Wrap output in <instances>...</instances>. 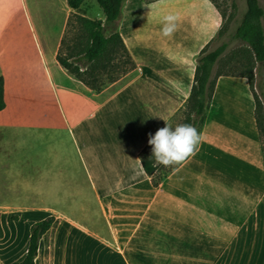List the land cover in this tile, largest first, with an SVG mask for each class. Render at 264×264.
<instances>
[{
  "label": "crops",
  "instance_id": "0c3cea01",
  "mask_svg": "<svg viewBox=\"0 0 264 264\" xmlns=\"http://www.w3.org/2000/svg\"><path fill=\"white\" fill-rule=\"evenodd\" d=\"M214 3L122 0L135 66L95 91L55 58L66 0H0V264H17L47 214L34 264L57 249L68 264H264V160L245 76H216L194 156L157 184L138 158L189 92L194 56L222 21ZM80 9L101 13L92 0ZM167 14L179 17L171 37Z\"/></svg>",
  "mask_w": 264,
  "mask_h": 264
},
{
  "label": "trees",
  "instance_id": "16d2710c",
  "mask_svg": "<svg viewBox=\"0 0 264 264\" xmlns=\"http://www.w3.org/2000/svg\"><path fill=\"white\" fill-rule=\"evenodd\" d=\"M83 1L66 0L70 11L66 17L55 58L83 84L97 91L107 82L133 68L135 63L117 28V16L122 0H95L100 7L101 13L98 16L101 18L85 15L80 9ZM244 1L245 8L235 25L232 37L244 41L247 49L244 53L245 60L241 63L243 70L234 73L243 75L248 80L254 103V120L264 160L262 140L264 136V24L262 22L264 7L258 0ZM216 6L218 7L217 4ZM220 15L222 17L221 11ZM221 24L222 21L217 32ZM208 44L209 42L205 43L194 56L190 89L179 108L182 114L179 124H192L198 132L211 99L216 76L223 72L215 70L214 65L225 48V42L213 48H207ZM2 83L0 75V109L4 106ZM151 149L152 146L147 141L138 151V158L151 182L157 184L176 165L170 167L157 165ZM53 219L52 214H47L29 224L25 253L17 264H34L38 240Z\"/></svg>",
  "mask_w": 264,
  "mask_h": 264
},
{
  "label": "rangeland",
  "instance_id": "374dc122",
  "mask_svg": "<svg viewBox=\"0 0 264 264\" xmlns=\"http://www.w3.org/2000/svg\"><path fill=\"white\" fill-rule=\"evenodd\" d=\"M94 9L97 7L95 0ZM218 5L222 13V24L219 32L212 38V41L208 44L207 48H213L221 42H225V48L221 52L218 60L214 65V69L223 72H241L243 70L241 63L245 60L244 53L247 49V44L239 38L232 37L235 25L237 24L242 11L245 8L244 0H214ZM264 5V0H259ZM84 12V9H81ZM264 23V20L262 21ZM254 89H257L254 87ZM182 114L180 109L176 111L169 119L168 123L175 127L180 123ZM165 124L163 125V127ZM264 142V136L262 137ZM263 155H264V144H263ZM5 227V226H4ZM0 226V231L2 228ZM48 246L45 242L42 245L41 253L43 255L47 254ZM40 253V254H41ZM63 253L62 249H57L56 251H51L45 260L44 258L38 257L36 264H68L66 263V258L60 256ZM8 264H13L8 262Z\"/></svg>",
  "mask_w": 264,
  "mask_h": 264
},
{
  "label": "clouds",
  "instance_id": "9594fccd",
  "mask_svg": "<svg viewBox=\"0 0 264 264\" xmlns=\"http://www.w3.org/2000/svg\"><path fill=\"white\" fill-rule=\"evenodd\" d=\"M179 17L167 14L161 18V34L171 37L178 27ZM165 120V119H164ZM203 136L192 124H178L173 127L165 120V126L149 133L148 144L152 146V157L157 165L170 167L186 162L198 151Z\"/></svg>",
  "mask_w": 264,
  "mask_h": 264
},
{
  "label": "built area",
  "instance_id": "2783aa9c",
  "mask_svg": "<svg viewBox=\"0 0 264 264\" xmlns=\"http://www.w3.org/2000/svg\"><path fill=\"white\" fill-rule=\"evenodd\" d=\"M98 18H101L100 16H98Z\"/></svg>",
  "mask_w": 264,
  "mask_h": 264
}]
</instances>
